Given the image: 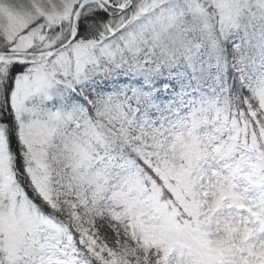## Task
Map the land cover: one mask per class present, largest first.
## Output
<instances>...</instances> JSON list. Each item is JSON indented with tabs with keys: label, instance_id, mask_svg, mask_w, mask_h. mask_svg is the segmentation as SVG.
<instances>
[{
	"label": "snow or ice",
	"instance_id": "obj_1",
	"mask_svg": "<svg viewBox=\"0 0 264 264\" xmlns=\"http://www.w3.org/2000/svg\"><path fill=\"white\" fill-rule=\"evenodd\" d=\"M0 264H264V0H0Z\"/></svg>",
	"mask_w": 264,
	"mask_h": 264
}]
</instances>
